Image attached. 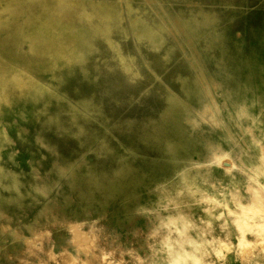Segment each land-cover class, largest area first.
<instances>
[{"label": "rangeland", "instance_id": "obj_1", "mask_svg": "<svg viewBox=\"0 0 264 264\" xmlns=\"http://www.w3.org/2000/svg\"><path fill=\"white\" fill-rule=\"evenodd\" d=\"M198 263L264 264V0H0V264Z\"/></svg>", "mask_w": 264, "mask_h": 264}, {"label": "bare ground", "instance_id": "obj_2", "mask_svg": "<svg viewBox=\"0 0 264 264\" xmlns=\"http://www.w3.org/2000/svg\"><path fill=\"white\" fill-rule=\"evenodd\" d=\"M203 120H204V119H203ZM214 121H215V120H214ZM216 123H217V122H216ZM201 259H202V258H201ZM197 260H198V262H199V261H201V260H200V259H198V258H197ZM203 260H205V259H203ZM201 263H202V262H201ZM198 264H199V263H198ZM208 264H209V263H208Z\"/></svg>", "mask_w": 264, "mask_h": 264}]
</instances>
